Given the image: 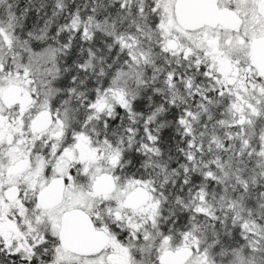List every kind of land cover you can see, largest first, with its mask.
<instances>
[{"label": "snow or ice", "instance_id": "1", "mask_svg": "<svg viewBox=\"0 0 264 264\" xmlns=\"http://www.w3.org/2000/svg\"><path fill=\"white\" fill-rule=\"evenodd\" d=\"M0 264H264V0H0Z\"/></svg>", "mask_w": 264, "mask_h": 264}]
</instances>
